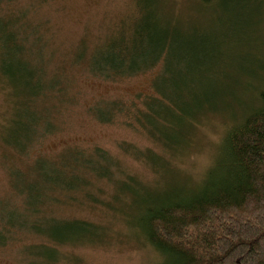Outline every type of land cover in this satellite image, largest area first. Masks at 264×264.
I'll return each instance as SVG.
<instances>
[{
	"label": "rangeland",
	"instance_id": "rangeland-1",
	"mask_svg": "<svg viewBox=\"0 0 264 264\" xmlns=\"http://www.w3.org/2000/svg\"><path fill=\"white\" fill-rule=\"evenodd\" d=\"M152 2L160 14L158 23L175 26L177 39L190 38L192 48L202 45L208 53L211 47L218 48L215 56L200 52L196 58L202 67L193 72L208 78V83L205 77L201 85L208 93L219 90L220 96L211 99L215 110L207 109L195 120L176 121L175 110L167 105L155 108L168 122L153 114L143 119V127L135 117L144 101L155 94L157 73L160 71L161 85L166 77L173 79L167 71L169 57L146 72L116 79H106L89 69L87 60L96 46L114 36L119 27L136 25L142 17L141 0L0 2V31L5 24L15 23L24 47L19 55L36 70L43 86L60 76L62 87V95L44 92V97L33 102V96L31 102L32 85L21 78L17 84L16 77L5 72V33H0V223L11 225L7 215L15 214V209L27 211L24 203H28L29 193L18 192L25 183L20 174L41 181L36 175L47 167L50 180H44L46 184L67 183L68 176H76L77 187L51 189L49 201L39 205V215L88 219L98 226L80 242L57 247L52 264H167L168 257L145 240L139 224L141 206L145 201L165 200L200 187L220 156L228 125L258 103L256 92L264 87L263 7L256 14L259 24L246 32L248 42L243 43L244 33L240 46H228L221 23L225 12L196 0ZM21 21L27 24L26 31L17 25ZM139 43L131 40L132 46ZM78 55L84 59L79 60ZM212 57L217 58L212 61ZM40 70L42 74H38ZM111 101L120 103L116 115L109 121L100 119L95 105L106 106ZM26 106L32 113L39 111L42 121L30 138L38 140L21 154L17 136L34 123L32 113L21 114ZM45 121H50L51 127L45 128ZM96 147L105 150L107 161ZM39 155L42 161L35 160ZM77 160L79 167L75 166ZM55 170L59 175L53 174ZM18 228L16 225L11 234L16 239L0 244V264H31L36 256L24 245L47 241L41 234L28 235L27 230Z\"/></svg>",
	"mask_w": 264,
	"mask_h": 264
},
{
	"label": "trees",
	"instance_id": "trees-1",
	"mask_svg": "<svg viewBox=\"0 0 264 264\" xmlns=\"http://www.w3.org/2000/svg\"><path fill=\"white\" fill-rule=\"evenodd\" d=\"M141 1L143 9L139 22L119 27L114 36L96 46L91 58L87 60L90 71L106 79H116L146 72L156 64L161 65L164 58H170L167 71L168 76L173 75V79L168 80L166 77L163 85L159 84V71L153 80L155 94L150 95L144 101L145 106L135 112L136 119L143 127V119L153 114L168 122L156 110L158 106L172 107L178 122L195 120L207 109L215 110V103L211 99L217 100L220 91L208 93L206 87L201 85L205 77L208 83L207 76L202 77L204 74L193 70L202 67L196 60L199 53L215 56L217 46L214 49L211 47V53L202 45L192 48L188 44L190 38L177 39L175 26L171 28L158 23L160 14L152 0ZM196 1L226 13L224 20L220 21L226 28L228 46H240L243 40L241 35L255 29L259 24L257 11L264 8V0ZM14 25L11 22L5 24L0 31L5 33L2 58L4 64L8 65L5 72L16 77L14 82L17 84L18 78H21L32 85L31 102L33 96V102L39 96L44 97V92L45 95L61 93L60 76L49 86H43L36 70L30 69L27 61L19 55L24 47L21 46L22 37ZM17 25L23 26L26 31L27 24L21 21ZM247 39L246 33L243 43H247ZM131 40L140 43L132 46ZM228 54L230 57L231 49ZM212 58L209 60L215 61L217 57ZM78 59H84L83 55H78ZM193 60L196 62L193 63ZM38 74H42L41 70ZM33 79H36L34 85ZM211 79L217 81L214 76ZM227 81L230 85L228 76ZM256 98L257 105L228 125L220 156L200 187L176 197L170 195L165 200L145 201L141 206L139 224L145 240L168 257L167 264H264V87L258 89ZM117 104L120 103L111 101L106 106L96 104L94 111L100 119L109 121L116 115ZM29 113L32 112L28 106L21 112L24 116ZM32 114L34 123L28 129L25 127L27 130L24 134H20L26 139L17 136L16 147L21 154H25L29 145L38 140L30 138L37 132L42 116L39 111L38 114ZM45 122L48 124L45 128L51 127L50 121ZM127 122L131 123L129 120ZM95 151L108 160L101 147H96ZM81 152L77 151L78 154ZM35 160L42 161V155L35 157ZM80 165V160H77L75 166ZM47 170V167H43L37 173L41 181H32L28 174H20L25 183L18 188V192L21 195L29 193L28 203H24L27 211L15 209V214L7 215L11 225L2 226L0 223V244L17 238L11 235L16 225L20 231L27 230L28 235L41 234L47 239L46 243L24 245L26 250L36 256L31 264H52L56 261L57 247L66 243L76 244L82 236L98 229L95 222L88 219L65 220L39 215V205L49 201L51 189L77 187L76 176H68L67 183L50 181L52 185L46 184L44 180H50ZM53 174L59 175V172L55 170ZM62 185L65 186L60 187Z\"/></svg>",
	"mask_w": 264,
	"mask_h": 264
}]
</instances>
